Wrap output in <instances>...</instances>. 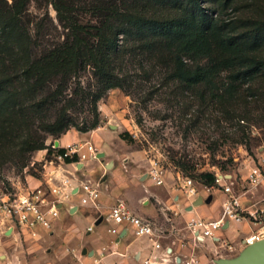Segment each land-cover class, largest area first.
Wrapping results in <instances>:
<instances>
[{
	"label": "rangeland",
	"instance_id": "obj_1",
	"mask_svg": "<svg viewBox=\"0 0 264 264\" xmlns=\"http://www.w3.org/2000/svg\"><path fill=\"white\" fill-rule=\"evenodd\" d=\"M82 2L90 4L91 0ZM120 4L121 0L118 1ZM143 10L148 14L159 12L156 6L144 4ZM76 15L82 24L89 20L85 10ZM39 24L41 30L36 32L35 26ZM21 25L23 29L20 31L27 33L33 42L29 50L32 60H38L66 36V30L59 26L56 12L47 0H30ZM11 40L6 39L0 49V66L15 70L17 81L26 88L32 82L31 72H26L22 61L16 58L22 54L18 51V42L12 45ZM117 63L115 74L120 87L104 92L94 106L96 80L90 66H84L64 79L63 93L43 112H27L24 116L14 114L6 130L0 134L1 192H15L28 183L36 186V181L41 180L45 172L43 159H52L59 164L52 153H22L21 147L25 140L32 139L50 148L60 139L62 135L57 139L49 136L39 125L53 120L65 105L71 106L67 114L75 126L68 131L82 133L77 129H89L83 132L89 140L94 132L106 144L107 152L119 154L116 165H125L120 168L125 175L130 173L127 171L129 167L137 169V176L145 174L150 160L159 161L166 172L167 183L171 175L183 173L191 176L200 187L196 176L213 172L212 168L218 166L226 169L225 173L237 174L238 178L247 174L249 166L264 150V73L253 83L240 86L236 98L223 109L215 103H200L184 86L169 79L171 61L166 53L147 54L136 49L123 57L118 55ZM225 76L221 75V81ZM60 79L59 76L52 78L39 87L36 99L51 93ZM94 120L98 123L92 129ZM100 128L103 131H98ZM128 153L133 156L130 158ZM93 161V167H101L94 180L81 175L78 167L72 166L73 170L80 180L100 182L101 191L107 192L109 180L114 177L109 175L111 167L103 169L105 162L102 158ZM144 187V205L154 206L156 210L154 216L146 218L162 233V242L165 245L172 242L187 244L190 240L184 237L186 233L182 236L186 220L180 211L182 207L179 209L173 199L165 204L156 201L155 195L163 200L170 198L165 187H155L148 180ZM140 191L143 193L142 189ZM263 196L264 189L256 193L254 201ZM114 198L125 200L122 195ZM78 221L80 230L86 232L88 222L81 217ZM65 236L61 222L51 232L42 233L39 240L0 233V264H80L77 250L70 247L71 243H65Z\"/></svg>",
	"mask_w": 264,
	"mask_h": 264
},
{
	"label": "trees",
	"instance_id": "obj_2",
	"mask_svg": "<svg viewBox=\"0 0 264 264\" xmlns=\"http://www.w3.org/2000/svg\"><path fill=\"white\" fill-rule=\"evenodd\" d=\"M29 1L0 0V49L8 38L12 45L18 42L22 55L16 58L32 78L24 88L15 70L0 66V134L15 113L37 114L50 107L63 93L64 79L84 66H90L96 80L94 106L104 92L120 87L115 74L118 55L136 49L147 54L166 53L171 61L169 79L184 86L200 103H215L223 109L236 98L240 86L253 83L264 73V0H121L120 5L119 0H91L90 4L47 0L66 36L38 60L31 59L33 42L20 31ZM143 4L156 6L159 12L148 14ZM83 10L89 16L86 24L76 15ZM40 25L35 26L36 32ZM223 74L225 80L221 81ZM58 76L56 88L36 99L38 88ZM70 107L63 106L53 120L41 122L40 129L56 139L63 136L75 127L67 114ZM97 123L93 121L92 129ZM87 130L77 129L82 133ZM45 149L42 142L27 139L21 152ZM47 153L52 152L48 149ZM64 153L63 148L55 151ZM76 161V156L64 158L65 164ZM196 179L200 185H214L210 172H202Z\"/></svg>",
	"mask_w": 264,
	"mask_h": 264
},
{
	"label": "built area",
	"instance_id": "obj_3",
	"mask_svg": "<svg viewBox=\"0 0 264 264\" xmlns=\"http://www.w3.org/2000/svg\"><path fill=\"white\" fill-rule=\"evenodd\" d=\"M77 133L78 139L63 148V155L55 154L61 148L58 140L50 148L43 150L48 152L50 149L52 157L59 164H55L52 159H43L45 172L36 186L28 183L27 186L17 188L15 192L0 191V233L39 240L42 233L53 230L59 215V206L74 196L78 197L81 206L98 208L100 182L77 179L63 167L64 158L67 156L77 157V161L71 163L74 168L98 158L92 143L83 137V133ZM212 169L213 172L210 173L214 176V185L210 187H198L191 177L183 173H176L174 177V189L187 202L192 203L188 210L193 207L200 194L209 195L218 191L224 196L217 219L192 216L186 220L182 230L188 234L191 245L196 247L208 240L217 241L216 234L229 224H245L247 230L238 245L222 246L226 254L234 258L245 248L264 240V196L249 206L242 204V199L253 197L264 189V150L259 152L257 160L243 179L234 174L223 173L217 167ZM145 178L155 187L164 186L166 172L159 161H149ZM107 220L116 226L109 228L108 234L115 236L118 241L130 231L134 238H145L150 243L149 254L143 258H135L133 264H197L192 258L183 260L174 254L169 246L162 243V233L154 228L152 222L134 215L122 200H117L110 208ZM92 231V226L86 229V233ZM180 245L182 247L185 243Z\"/></svg>",
	"mask_w": 264,
	"mask_h": 264
},
{
	"label": "crops",
	"instance_id": "obj_4",
	"mask_svg": "<svg viewBox=\"0 0 264 264\" xmlns=\"http://www.w3.org/2000/svg\"><path fill=\"white\" fill-rule=\"evenodd\" d=\"M98 131H103V129L100 128ZM95 135L96 134L93 132L90 140H87H89L97 149L98 155L102 154V157L100 158H102L105 162L103 169L111 167L109 175H113L114 177L109 180V191L102 192L100 187L98 208L81 206L77 196H74L67 202L62 203L61 206H59V215L55 225L61 222V226L64 228L66 235L65 243H71L70 247H74V250H77L80 264H133L135 258H143L149 254L150 243L145 238H134L130 234V231H128V233L118 241L115 236L108 234L107 230L116 226L107 220V216L110 208L118 200H115L114 197L119 195H122L125 198L126 201L123 199L122 201L125 202L129 210L134 215L140 216L143 219H147L146 216H154L156 211L154 206L144 205L146 203V197L144 198V184L147 179L145 178V174L137 176L138 171L134 167H129L127 171L130 173L125 175L120 169L123 166L125 167V165H116V159L120 157L119 154L112 151L107 152L104 148V146L107 147L106 144L103 143L100 137H96ZM78 136L79 135L76 131H68V133L58 139L59 147L64 148L68 144L73 143L78 139ZM85 136L87 137V134H83L84 138ZM128 155L130 158L133 156L130 153H128ZM94 164V161H88L80 166L76 165V167L81 169L79 171L81 175L94 180L96 174H100L101 172V167H93ZM251 166H249V168ZM64 169L73 174L77 179H80L78 178L76 172H74L71 164H65ZM134 176H137V178H134ZM174 177V175H171L168 183L165 182L164 186H162L167 189L170 194V198L163 200L161 197L155 195L158 203H170V200L173 199V202L179 209L182 207L180 211L186 220L192 216L211 219H217L220 216L221 204L224 200L222 193L214 191L209 195L200 194L198 197L201 198L200 204L198 206H193L190 210H188L192 203L187 202L186 199L179 195L174 189V185L172 183L174 182ZM244 177L245 175H242L240 178L243 179ZM115 183L118 184L115 185ZM141 189L143 190V193L140 191ZM255 197L256 195L253 197L249 196L248 199H242V204L244 206L251 205L255 202ZM198 198L195 202L198 201ZM140 202L142 204H140ZM174 207L175 206L173 205L172 208ZM80 217L88 222V227L92 226L93 231L91 233L82 232L80 230L79 225L77 224ZM246 230L247 226L245 224H229L216 234L217 241L208 240L204 244L196 247H193L190 242L182 247L180 244H176L175 242H172L167 246L171 248L174 254L183 260L192 258L197 264H212L222 258L227 259L228 257L225 256L226 252L222 249L223 244L238 245L241 239L245 236ZM79 232H81L80 235ZM92 233H94V235H92ZM185 233L186 232L183 231L182 236L185 235ZM187 235L188 234L186 233L184 237H188ZM9 236L14 238L17 237L11 234Z\"/></svg>",
	"mask_w": 264,
	"mask_h": 264
},
{
	"label": "water",
	"instance_id": "obj_5",
	"mask_svg": "<svg viewBox=\"0 0 264 264\" xmlns=\"http://www.w3.org/2000/svg\"><path fill=\"white\" fill-rule=\"evenodd\" d=\"M100 157L102 154L98 155ZM200 202L201 198H198L192 206H198ZM215 264H264V240L245 248L234 258H223L215 261Z\"/></svg>",
	"mask_w": 264,
	"mask_h": 264
}]
</instances>
